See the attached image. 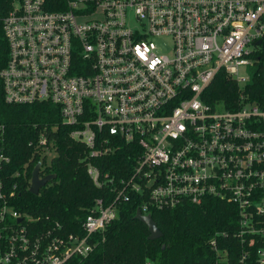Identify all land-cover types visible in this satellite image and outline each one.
<instances>
[{
  "label": "built area",
  "instance_id": "2783aa9c",
  "mask_svg": "<svg viewBox=\"0 0 264 264\" xmlns=\"http://www.w3.org/2000/svg\"><path fill=\"white\" fill-rule=\"evenodd\" d=\"M3 16V101L58 107L88 158L127 145L138 151L126 177L86 165L105 188L65 233L16 211L14 185L0 178V264H69L104 240L116 203L134 196L140 215L199 205L236 211L234 264H264V83L238 74L264 35V0H13ZM218 74L233 83L229 107L206 103ZM253 90V91H251ZM251 92L255 99L249 100ZM0 165L8 162L1 153ZM40 154L49 155L41 135ZM41 177V176H40ZM38 176V178L40 179ZM29 184V182H28ZM224 233L217 236L225 237ZM208 246L217 262L226 251Z\"/></svg>",
  "mask_w": 264,
  "mask_h": 264
},
{
  "label": "trees",
  "instance_id": "16d2710c",
  "mask_svg": "<svg viewBox=\"0 0 264 264\" xmlns=\"http://www.w3.org/2000/svg\"><path fill=\"white\" fill-rule=\"evenodd\" d=\"M13 0H0V69L7 59V45L2 32V18ZM252 59L256 70L251 86L264 83V35L255 45ZM233 83L218 74L205 90L206 103H223L229 107L236 99ZM251 90V91H253ZM251 92L249 100L256 97ZM1 153L8 162L0 165V178L5 186L14 185L13 208L37 219L41 227L59 223L65 233L79 230V222L96 198L106 196L105 188L92 185L86 174L91 164L102 175L126 177L138 151L127 145L102 158H88V152L79 142L70 139V126L62 124L58 107L46 102L9 104L3 101L0 83ZM46 140L49 155L40 154L36 142L39 136ZM38 164V176L51 175L37 195L28 192L32 168ZM140 201L129 196L116 203L114 219L103 233L104 240L83 260L73 259L69 264H220L208 241L215 240L216 249L226 251V262L234 264L239 258L240 244L232 236L236 229V211L231 204L207 198L199 205L182 204L170 210L149 212L155 228L161 234L148 240L146 226L134 218ZM225 237L217 236L224 233Z\"/></svg>",
  "mask_w": 264,
  "mask_h": 264
},
{
  "label": "water",
  "instance_id": "95a60500",
  "mask_svg": "<svg viewBox=\"0 0 264 264\" xmlns=\"http://www.w3.org/2000/svg\"><path fill=\"white\" fill-rule=\"evenodd\" d=\"M258 43H259V41L256 42V44H258ZM38 167H39V165L36 164L32 168L31 176L29 179L28 192L32 195H37L40 188L53 178V176H51V175H46V176L40 177V179H39L38 178V171H39ZM134 218L138 222L143 223L146 226L147 233L149 234L148 240H155L161 235V234H159V232L155 228L154 223L152 222L151 218L148 215H144V216L140 215L139 211L136 210L135 214H134Z\"/></svg>",
  "mask_w": 264,
  "mask_h": 264
},
{
  "label": "rangeland",
  "instance_id": "374dc122",
  "mask_svg": "<svg viewBox=\"0 0 264 264\" xmlns=\"http://www.w3.org/2000/svg\"><path fill=\"white\" fill-rule=\"evenodd\" d=\"M256 70V65L254 59L251 58L249 64L245 66H241L238 69V74L246 78L247 80H250L253 76V73Z\"/></svg>",
  "mask_w": 264,
  "mask_h": 264
}]
</instances>
